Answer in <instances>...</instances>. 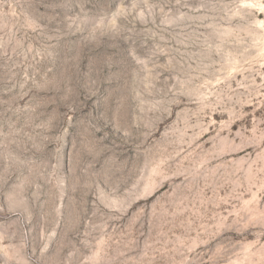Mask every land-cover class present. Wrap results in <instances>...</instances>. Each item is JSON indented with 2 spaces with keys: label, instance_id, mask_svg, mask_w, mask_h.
Returning a JSON list of instances; mask_svg holds the SVG:
<instances>
[{
  "label": "rangeland",
  "instance_id": "374dc122",
  "mask_svg": "<svg viewBox=\"0 0 264 264\" xmlns=\"http://www.w3.org/2000/svg\"><path fill=\"white\" fill-rule=\"evenodd\" d=\"M0 264H264V0H0Z\"/></svg>",
  "mask_w": 264,
  "mask_h": 264
}]
</instances>
